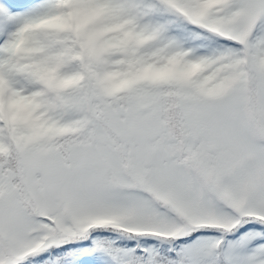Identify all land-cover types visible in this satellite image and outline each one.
<instances>
[{
  "label": "snow or ice",
  "instance_id": "6c2138e0",
  "mask_svg": "<svg viewBox=\"0 0 264 264\" xmlns=\"http://www.w3.org/2000/svg\"><path fill=\"white\" fill-rule=\"evenodd\" d=\"M0 264H264V0H0Z\"/></svg>",
  "mask_w": 264,
  "mask_h": 264
}]
</instances>
